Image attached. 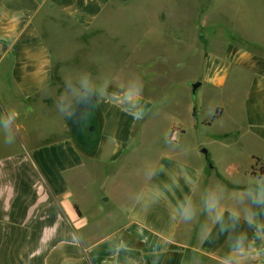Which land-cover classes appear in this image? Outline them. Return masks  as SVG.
<instances>
[{
    "label": "crops",
    "instance_id": "1",
    "mask_svg": "<svg viewBox=\"0 0 264 264\" xmlns=\"http://www.w3.org/2000/svg\"><path fill=\"white\" fill-rule=\"evenodd\" d=\"M130 2L0 0V121L25 131L27 107L49 111L60 130L0 160V264H264V20L256 40L240 26L219 54L209 44L200 86L185 89L195 132L228 128L214 133L224 164L200 145L186 156L177 116L149 144L179 90L153 104L123 83L95 89L80 144L50 33L87 42L111 5ZM211 95L229 104L214 105L212 122L199 115ZM221 190L224 206L209 216L203 206Z\"/></svg>",
    "mask_w": 264,
    "mask_h": 264
},
{
    "label": "rangeland",
    "instance_id": "2",
    "mask_svg": "<svg viewBox=\"0 0 264 264\" xmlns=\"http://www.w3.org/2000/svg\"><path fill=\"white\" fill-rule=\"evenodd\" d=\"M263 20L259 0H131L128 4H113L101 15L100 32L95 36V31H89L88 44L71 41L65 46L64 37L58 31L51 32L49 39L56 70L59 75L63 72L64 88L70 89L67 97L71 102L76 100L72 117L76 113V119L83 118L84 110H80L85 105L76 112L78 106L86 99V102H91L99 97L96 90L101 92L110 84L123 83L153 104L166 102L169 90H179L172 108L164 111L153 123V138L149 144L159 145L162 134L178 117L188 129L181 143L183 150L188 153L186 156L191 157L200 145L201 151L211 149L220 163L224 164L227 160L226 151L223 143L215 139L214 133L228 128L223 126V121H218L221 126L216 130L215 127H204L202 131L195 132L191 128L193 121L189 115L190 106L185 89L193 88L203 68L209 44L211 52L219 54L223 49H219V40H233L231 30L240 26H243L245 34L256 40ZM249 22L251 26L247 27ZM221 100L222 97L211 95L203 103L200 119L210 118V122L214 121V105L218 103L223 109L229 105L227 100ZM31 111L25 107L24 114L21 112L18 119L25 114L30 116L29 121L23 124L25 131L15 126L17 121L14 124L0 121L1 147L8 140V147L0 148V160L4 154L16 150L25 152L24 148L30 145H44L59 137L55 116L53 118L47 110ZM31 137L32 142L28 144L26 140ZM203 162L201 167L205 166L209 172ZM223 200L221 190L214 194L213 199L205 202L203 207L207 208L209 216L222 209ZM198 202L197 198L196 204Z\"/></svg>",
    "mask_w": 264,
    "mask_h": 264
},
{
    "label": "trees",
    "instance_id": "3",
    "mask_svg": "<svg viewBox=\"0 0 264 264\" xmlns=\"http://www.w3.org/2000/svg\"><path fill=\"white\" fill-rule=\"evenodd\" d=\"M86 101H88L87 99L84 100L77 108L76 112L80 110V107L81 106H84ZM92 101V100H90ZM90 104V103H89ZM91 107V106H90ZM90 107H86V105L84 106V109H81L80 111H83L84 110V114H83V118H81L80 120L76 119L77 115L75 113V115L72 117V120H71V123H72V127H73V131L75 132L76 136H77V139H78V142L80 144H85L84 140H82V138L84 137L83 135H85V123H87V121L89 120L88 119V114H89V110H90ZM194 114H196V111L194 112ZM216 117V116H215ZM80 121V122H79ZM88 130V129H87ZM89 131V130H88ZM261 173L264 174V166H261Z\"/></svg>",
    "mask_w": 264,
    "mask_h": 264
},
{
    "label": "water",
    "instance_id": "4",
    "mask_svg": "<svg viewBox=\"0 0 264 264\" xmlns=\"http://www.w3.org/2000/svg\"><path fill=\"white\" fill-rule=\"evenodd\" d=\"M199 86H200V84H194V85H193V89H194V90H197V88H198ZM202 153H204L205 155H207V150H206V149H203V150H202Z\"/></svg>",
    "mask_w": 264,
    "mask_h": 264
},
{
    "label": "flooded vegetation",
    "instance_id": "5",
    "mask_svg": "<svg viewBox=\"0 0 264 264\" xmlns=\"http://www.w3.org/2000/svg\"><path fill=\"white\" fill-rule=\"evenodd\" d=\"M92 128L91 127H88V130L90 131Z\"/></svg>",
    "mask_w": 264,
    "mask_h": 264
}]
</instances>
